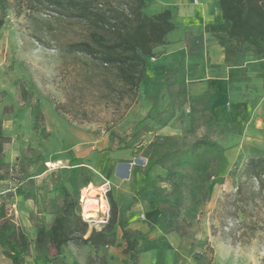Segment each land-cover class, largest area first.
I'll return each mask as SVG.
<instances>
[{
  "label": "rangeland",
  "instance_id": "374dc122",
  "mask_svg": "<svg viewBox=\"0 0 264 264\" xmlns=\"http://www.w3.org/2000/svg\"><path fill=\"white\" fill-rule=\"evenodd\" d=\"M201 6L202 1L196 6L192 0H148L144 8L148 15L169 8L176 24L168 34L170 42L155 50L156 60L147 59L149 68L187 66L185 46L192 40L204 45L195 52L198 66L188 78L185 103L173 105L170 94L178 89L161 87L165 74L147 78L134 100L109 93L101 77L93 75L97 68L89 59L60 49L59 45L78 37V23L69 25L70 20L50 9L38 13L27 0H7V16L0 28V119L10 140L5 144L0 204L28 234L33 223L49 225L53 220L62 203L56 197L58 179L76 189L78 165L87 164L100 184L80 192L82 217L86 197H101L109 205L103 192L111 189L125 210L134 207L127 214L131 224L145 231L144 235L136 231L134 237L138 248L146 250L131 262L117 227L113 264H264V192H257L248 203L236 195L241 163L264 156V57L248 53L239 66L218 60L210 48L220 29L209 22L210 16L190 20L182 11ZM22 89L28 92L26 98ZM36 104L43 113L41 121L35 120ZM201 137L216 140L223 149L211 178H207L211 167H179L168 158L149 171L147 181L144 176L145 184L136 193L128 194L147 162L150 143L183 150ZM83 146L94 150L77 156ZM38 156L41 159L31 164ZM125 162L132 164L128 179L123 175ZM150 208L160 210L152 226L147 223ZM104 212L98 221L88 220L90 228L105 225ZM71 253L77 254L78 264H88L90 256L94 264H102L103 256L94 248L75 242L63 246L60 255L52 253L49 264H67L66 255ZM3 259L7 258L0 251V264Z\"/></svg>",
  "mask_w": 264,
  "mask_h": 264
},
{
  "label": "trees",
  "instance_id": "16d2710c",
  "mask_svg": "<svg viewBox=\"0 0 264 264\" xmlns=\"http://www.w3.org/2000/svg\"><path fill=\"white\" fill-rule=\"evenodd\" d=\"M29 8L40 13L50 9L66 20L78 23L81 27L78 37L60 46L68 55L82 54L90 64L97 68L94 76L101 77L109 93L116 94L119 99L128 96L136 99L141 84L148 78L146 73L147 59L155 54L158 46L167 43V35L176 28L173 13L169 8L148 15L144 8L148 0H27ZM223 19L229 22L226 30L214 33L216 42L223 48L224 61L229 66H239L248 53L264 57V0H218ZM7 16V0H0V28L5 24ZM64 19V20H65ZM203 42H190L187 52L202 49ZM196 63L187 66L181 64L166 70L162 87L169 90L172 85L178 89L171 93L173 105H182L188 95V76L196 68ZM28 92L22 89L26 98ZM181 99V100H180ZM36 121L43 120L39 104L33 107ZM149 130V129H148ZM167 140L172 137L166 136ZM10 140L4 133L0 119V182L5 180L2 171L6 166L5 144ZM151 152L142 170L147 181L149 171L172 158L179 167L199 164L213 170L207 174L211 178L223 158L220 144L207 137L196 139L188 148L180 150L166 146L163 142L150 143ZM125 147H122V149ZM41 157L33 159L37 162ZM73 160V159H72ZM240 181L236 195L245 203L254 199L257 192H264V156L249 157L239 167ZM93 171L87 164L78 165L75 178L76 189L70 190L61 179L56 189V197L62 199L52 222L33 223L36 236L32 240L28 233L8 215L5 204H0V246L3 255L12 264H24L30 254L33 242L36 250L51 263L52 253L61 254L62 247L75 242L89 245L94 249L101 246H113L117 243V227L122 230L126 242L123 252L131 262L136 261L139 253L145 251L138 248L139 242L134 237L136 231L129 230L119 214V205L110 190L107 191L110 214L107 223L101 228H90L80 207V191L86 189L93 181ZM56 175L55 177H58ZM40 204L46 208L45 198ZM102 264H107L100 258ZM95 258L90 256L88 264H94ZM128 264V262H126Z\"/></svg>",
  "mask_w": 264,
  "mask_h": 264
},
{
  "label": "crops",
  "instance_id": "0c3cea01",
  "mask_svg": "<svg viewBox=\"0 0 264 264\" xmlns=\"http://www.w3.org/2000/svg\"><path fill=\"white\" fill-rule=\"evenodd\" d=\"M201 1H202V6L200 8H194V9L189 8V7L182 8V11L184 12L183 14L186 17L188 16V18L190 20L193 19V18H196V17H201L203 19L205 16L207 18L210 16L209 22H211V24L213 26L218 27L220 30L228 29L229 22L227 20L223 19L222 15H221L220 7L218 5V0H201ZM201 1L199 0L198 3H195L194 0H192L193 5H196V6L201 5ZM168 42H170V41L168 40V35H167V43L166 44H168ZM190 42H193L195 44L201 43L198 40L197 41H193L192 40ZM190 42L185 46V51H187L188 45L190 44ZM166 44H164V45H166ZM157 48H156V50H157ZM203 49H204V45H203L202 49H195L192 54H188V58L186 59L187 60L186 64H188V65L191 64V63H196L197 64V60H196V56L197 55L195 54V52L197 50H203ZM210 51H211V53L216 52V55L218 56V60H220L221 62H225L224 61L223 48L218 43H215V45L212 46V48H210ZM197 66H198V64H197ZM197 66H196V68H197ZM173 68H168L167 64H162V65L159 64V66H156L154 68H151V67L149 68L148 66H146V73H147V76H148L149 79L159 78V77L163 76L164 72L167 69L169 70V69H173ZM196 68L190 73V75L193 72H195ZM190 75L188 76V78L190 77ZM188 78H187V80H188ZM188 83H189V80H188ZM161 87H162V82H161ZM141 94H142L141 97H144V93H140V95ZM154 95H155V99H156L157 96H158V92L155 93ZM166 98H168V95H166ZM143 118L144 117H141V119H143ZM168 126H170V124L164 125V126H160V127L166 128ZM107 141L109 142V138L108 137H107ZM86 150H88V152H89L91 150H94V147L90 146V147L85 149V147L83 146V148L80 149L77 152V156L78 155L79 156H84V152ZM120 151H122V150H118L116 152L121 153ZM89 153H91V152H89ZM122 168L125 169L124 170V174H123L124 177H126L125 179H128L131 176L132 164L130 162H125L122 165ZM137 177H138V180H137L138 182H135L134 189L131 188V191H129V193H128L130 196H131V194H134V193H136L138 191L140 185L145 184L144 175H143L142 171L137 173L136 178ZM99 184H100V178L97 175H93V181H92V183L90 185H93L97 189ZM90 187L91 186H88L87 188H90ZM97 199L100 201L102 206H103V204H106V206H107V202L103 198L100 197V198H97ZM115 199H116V201H117V203L119 205L120 217L123 219L124 223L127 225V228L129 230H132V231L140 232V233H142V235H144L145 231H143V228L141 226L137 227V226L131 224L132 222H131V220L129 219V217L127 215L129 213H133L132 209H134V207L130 208V210H125V205L124 204L123 205L120 204L119 197H116ZM135 203H137L136 205L140 207L141 202H140V200L138 198H136ZM106 210H107V207H106V209L104 211H106ZM100 212H99V215H100ZM147 215H148V218H149L148 222H147L148 226L149 225L152 226V225H154L157 222V220H158V218L160 216V210L159 209L150 208V211L147 212ZM22 226L25 227L26 229H28L27 223L22 224ZM28 231L29 232L32 231V233L31 234L29 233L30 235L29 234L28 235L33 240L35 238V236H36V228L34 226H31V228ZM119 234L120 233H117V240H119L118 239ZM121 235H122V232H121ZM84 246L86 248H88V250L92 249V247L89 246V245H84ZM65 247H67V245H65ZM95 250L97 251V254L99 256H103V258L106 260L107 264H113L114 261H116V257L113 255L114 247L112 245L111 246H101V247H99L98 249H95ZM0 251L3 254L2 247H1ZM3 261H5L4 264H12V262L8 258L7 259H3ZM65 261L67 262V264H78L77 254H74V253L67 254L66 258H65ZM24 264H49V262L46 260V258L41 256V254L36 250L35 244L32 242L31 246H30V254L26 257Z\"/></svg>",
  "mask_w": 264,
  "mask_h": 264
},
{
  "label": "bare ground",
  "instance_id": "6f19581e",
  "mask_svg": "<svg viewBox=\"0 0 264 264\" xmlns=\"http://www.w3.org/2000/svg\"><path fill=\"white\" fill-rule=\"evenodd\" d=\"M82 207L85 219L97 220L96 218H99V212L104 211L107 206L106 204H103L102 206L100 201L93 196L86 197L83 201Z\"/></svg>",
  "mask_w": 264,
  "mask_h": 264
},
{
  "label": "built area",
  "instance_id": "2783aa9c",
  "mask_svg": "<svg viewBox=\"0 0 264 264\" xmlns=\"http://www.w3.org/2000/svg\"><path fill=\"white\" fill-rule=\"evenodd\" d=\"M198 1L199 0H194V2L195 3H198ZM150 60L151 61H155L156 60V58L154 57V56H152L151 58H150ZM108 190H110V189H108ZM108 190H105L103 193H104V195H106V193H107V191ZM107 201V200H106ZM104 214H105V217L102 219V221L104 222V223H107V221H108V218H109V214H110V206L108 205V203H107V210L104 212ZM145 217V215L144 214H141V218H144ZM85 219V218H84ZM86 221H88V219H85Z\"/></svg>",
  "mask_w": 264,
  "mask_h": 264
}]
</instances>
